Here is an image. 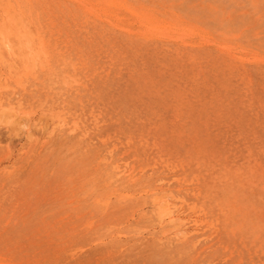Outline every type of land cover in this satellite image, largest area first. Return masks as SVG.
<instances>
[{
    "label": "rangeland",
    "instance_id": "1",
    "mask_svg": "<svg viewBox=\"0 0 264 264\" xmlns=\"http://www.w3.org/2000/svg\"><path fill=\"white\" fill-rule=\"evenodd\" d=\"M0 264H264V0H0Z\"/></svg>",
    "mask_w": 264,
    "mask_h": 264
},
{
    "label": "bare ground",
    "instance_id": "2",
    "mask_svg": "<svg viewBox=\"0 0 264 264\" xmlns=\"http://www.w3.org/2000/svg\"><path fill=\"white\" fill-rule=\"evenodd\" d=\"M107 6H109V5H107ZM151 22V21H150ZM170 32V31H169ZM184 37V36H183ZM185 38V37H184Z\"/></svg>",
    "mask_w": 264,
    "mask_h": 264
}]
</instances>
